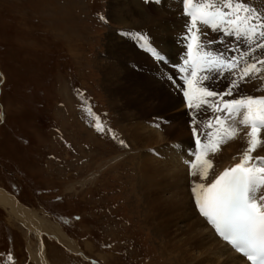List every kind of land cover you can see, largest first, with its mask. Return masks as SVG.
<instances>
[{"label":"rangeland","instance_id":"rangeland-1","mask_svg":"<svg viewBox=\"0 0 264 264\" xmlns=\"http://www.w3.org/2000/svg\"><path fill=\"white\" fill-rule=\"evenodd\" d=\"M147 1L160 8L150 4L148 20L140 0H0V187L44 223L39 239L0 207V264H38L32 256L40 243L48 264H177L173 256L187 247L178 217L195 211L193 186L165 191L159 178L149 184L140 171L142 152L150 159L165 141L166 153L183 154L179 138L195 139L192 110L182 116L175 107L173 98L183 103L164 65L140 50L136 35H148L151 50L180 47L174 20L182 19L181 2L173 10L169 0ZM243 2L264 15V0ZM256 80L235 98L264 97V79ZM219 81H208L211 90L224 91ZM193 96L202 102L201 93ZM215 105L197 114L203 142L217 125ZM227 131L214 133L213 158H239ZM190 152L186 147L188 167ZM256 154L264 157V148Z\"/></svg>","mask_w":264,"mask_h":264},{"label":"snow or ice","instance_id":"snow-or-ice-1","mask_svg":"<svg viewBox=\"0 0 264 264\" xmlns=\"http://www.w3.org/2000/svg\"><path fill=\"white\" fill-rule=\"evenodd\" d=\"M183 2L191 5L192 0H183ZM197 12L200 13L199 18L194 12L187 14L190 19L184 25L185 37L191 43L185 45V57L181 62L189 67L194 63L204 64L205 67L199 69L203 81H219L221 77L228 81L229 77L234 78L223 92L210 90L211 84L197 89L202 97L213 98L212 102L204 99L201 103L193 104L190 92H183L184 96L189 97L187 105L192 110L190 126L195 132L197 114L201 111L207 112L218 99L223 107L215 106L214 115L217 122H221L222 117L228 119L241 116L243 125H251V132L247 133L251 140L243 154L242 162L225 170L218 177L213 173L212 181H207V171L199 177L207 183H196L193 189V201L199 205L197 211L207 218L219 236L243 252L253 264H264V166L256 168L250 166V162L254 159L264 161V157L251 155L257 148L264 147V140H259L257 134L258 126L264 127V97L235 98V93L241 90V83L244 82L245 77L258 76L264 71V51H260L264 50V15L257 17L243 0H235V2L219 0V6L211 2L201 3ZM206 26H211L217 32L224 30L218 37L221 43L219 49L208 47L216 44L217 41L209 40L205 44L201 39L207 36ZM193 32L198 35H193ZM250 33L253 39H248ZM136 35L151 47L147 37L141 33ZM237 35H243L246 38L245 43L249 47L245 49V52L253 57L245 60L242 73L239 71L240 61L236 55L237 49L231 47L232 42L227 39L232 37L234 40ZM183 39L184 37L181 43ZM153 51L156 50L153 49ZM213 51L216 53L215 56L212 55ZM156 56L159 57L158 62L161 64L167 59L159 51H156ZM173 69L177 71L168 75L166 79L174 88L182 89L183 84L180 82L179 73H185L186 69L181 68L180 63L173 65ZM224 72L228 75H223ZM196 75L195 69L186 73L184 78L187 79L189 89L192 88V79L189 77L195 78ZM225 96L233 98L225 100ZM97 127L100 126L97 125ZM100 130L104 129L101 127ZM206 163L209 167L211 166L210 161ZM189 175L197 177L198 173L190 171ZM257 186L260 188L259 192Z\"/></svg>","mask_w":264,"mask_h":264},{"label":"bare ground","instance_id":"bare-ground-1","mask_svg":"<svg viewBox=\"0 0 264 264\" xmlns=\"http://www.w3.org/2000/svg\"><path fill=\"white\" fill-rule=\"evenodd\" d=\"M179 1L181 2L180 5L183 6V4H184L183 0H169L171 6L174 4L173 7H171V8H173V10L177 6L176 3H178ZM204 1L205 2H211V3L217 4L219 6V3L217 1L215 2V0H204ZM204 1L202 3H205ZM197 2H198V4H197ZM140 3L143 5L144 10H145L144 14H142V15H143L144 19L148 20L149 18L147 17L148 14L146 13V9H147V7L150 8L151 7L150 4H154V3L148 2V5H147L146 2H143L142 0H140ZM199 3L201 4V2L198 0H192L191 5L198 8L197 6L200 5ZM154 7H155V9L157 8L156 10L160 9L155 4H154ZM161 10H163V12H168L169 14L172 15V13L170 11L171 9L166 10V11L164 9H161ZM161 10H159V11L162 12ZM150 11L153 12V10H150ZM145 14H147V16ZM159 16H161V13ZM163 20H166V19H162V21ZM187 20L188 19H186V20L175 19L174 20L175 21L174 22V28L179 34H181L182 31L185 30L184 25L187 22ZM154 24H156V23H154ZM176 38H177V36H176ZM201 39L204 40V37H201ZM178 40L180 41V39H177V41ZM187 42H188V39H187ZM183 45L184 46L179 47L178 42H176L175 45L172 44L170 49L167 51L169 57L170 58L178 57V61H179L180 60L179 56L182 54L181 52L183 51V49L186 51V49H185L186 43ZM201 47H203V46H201ZM248 47L249 46H243L244 52H245V48H248ZM153 49H155V48H152L151 51H153ZM260 51H264V50H260ZM139 55H143V54H139ZM242 62L245 63V60L242 59ZM250 71H251V69H250ZM226 75H228V74H226ZM256 77L257 76H253V78H252V76L251 77H245L244 82L241 83V90L240 91L246 90V89H243L244 84H246V83L248 84L249 82H252V81H257L256 79L259 77L264 79L263 72L262 73L260 72V76L257 78ZM233 78L234 77H229L228 81L224 80L223 78L222 79L220 78L219 79L220 81L218 82V84L221 88H226V86L229 84V82H231V80ZM235 78L238 79V77H235ZM197 80L198 81H196V82L198 84H195L196 82L193 84L194 92H193V90L190 91V93L192 95H194L196 88H199L201 86V84H202V86H201V88H202L204 86H207L209 83L208 81H205L203 83V81H201L202 77H200ZM215 91H217V88L215 89ZM250 95L252 96L254 94H252V92H250ZM197 98H198V96H197ZM197 98H196V100H197ZM204 99H207V98L202 97V100H204ZM173 100H174L175 107H178V109H180L181 112L184 110V113L182 114V116L187 115L186 108H188V105L180 104V108H179V104L177 102V99L173 98ZM182 105H184V106H182ZM236 118H237V116L232 117V118H228V119H224V117H222L221 122H219V123L217 122L216 126L212 125V128H213L212 131L211 130L210 131L205 130V132L203 133V138H204V142L206 144L203 145L204 142L202 143V145H203L202 151L199 154H197L195 152V139L190 141V139H187V138H179L178 143H177V145H180L183 147V154H181V150H179V152H176L177 151L176 148H174V153H172V154H170L169 152L166 153V151L164 150L166 147L165 141L160 142L161 148H158L159 144L154 146V148L156 149V152L153 151L151 153L150 159H148L149 155H146L144 152H142L141 154L138 155L139 156V163L142 164L141 169H140L141 173H143L142 178L148 179L149 184L154 182L153 179L158 180V178H159V181L163 185V187H164L163 189L165 191H167V189H169L173 185L174 186L178 185L180 188H181V186L184 185L183 191H187V189L190 185H192L193 186L192 189H194L196 187V183L197 182H203V180L199 179L198 176L197 177L192 176V178H191V177H189L188 174L190 171H194V172L198 173V170L201 167V163H202V156L207 155L210 148H215L213 146H214V143L217 139H216V136L214 133H216L217 131L223 132L225 130H228L226 133L227 134L226 138L231 137V140L229 141V143H230V148H232V150L229 149V151L230 152L231 151H240L237 154V157H239V158L234 159V156H230V155L226 156L224 159L221 158L219 155H216L217 158H213L214 154L208 153L209 154L208 159L211 162V166L209 167V165L207 164V168L204 171H203V169H204V167H203V169H201L199 171L200 176H202L203 173L205 171H207V173H208V175H207L208 180L207 181H212L214 179L213 173H215V175L218 176V175H220V173L224 169L233 167L235 164L242 162L243 161V154L245 153L246 149L248 148L250 140H251L250 135H247V133L251 132V125L249 124L248 126H245V125L243 126V124L241 123L242 117L238 116V120H236ZM215 122L216 121H214L213 123H215ZM209 128H210V126H209ZM223 128H225V129H223ZM148 129H151V127L148 125L145 126V130H148ZM213 134H214V138L212 137ZM257 134H258L259 140H264V129H260L258 126ZM223 135H225V133L222 134V136ZM144 138L145 137L142 136L140 141H143ZM167 144H168V142H167ZM149 145L152 148L151 142ZM206 145H207V147H206ZM216 145H218V144H216ZM186 147L191 150V152H190L191 153L190 163H192V164L189 165V167L192 168L193 165H195V163H196L195 168H193V170H190V168L184 163V160H183V158L185 157V148ZM260 148L263 149L264 147H260ZM204 152H206V153L204 154ZM168 154H170V155H168ZM251 155L253 157L259 156L256 154V151L252 152ZM197 157H199V159H197ZM147 162L151 163L153 167L150 168L147 165ZM250 166H252L253 168H256L259 166H264V161L254 159L250 162ZM207 181H205L204 183H207ZM257 191L258 192L260 191L259 186H257ZM198 206H199L198 204L194 203L195 211L186 212V213L182 212V213H180V215L178 217V223H180V225H181L180 229L187 236L188 244H187L186 248L179 251V254H177L176 256H173L176 258L175 262L177 264H250L249 261L246 259V257H244L243 255L238 253L229 243L224 241L221 237H219L216 234L214 226L210 225V222L207 221V219L203 216V214L199 213L197 211ZM0 207H3L4 209H6L9 212L10 216H12L17 221L21 222L24 226H27V228L30 230V232L33 231L36 235H38L39 239L41 238V235L44 231L43 220L36 214V212H34L30 208L21 204V202H19L18 199L13 194H11L10 192H7L6 190H4L1 187H0ZM183 210H184V208H183ZM158 235H159V233H158ZM160 236H161L162 241H163V240H165V237H167L168 235H166L164 233L163 234L160 233ZM32 257H33L34 261H36L38 264H48L47 260L45 258L43 245H41V243L39 244L38 250L36 251V253L33 254Z\"/></svg>","mask_w":264,"mask_h":264}]
</instances>
